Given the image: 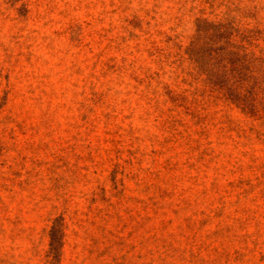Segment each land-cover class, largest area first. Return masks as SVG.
Listing matches in <instances>:
<instances>
[{
	"label": "rangeland",
	"instance_id": "1",
	"mask_svg": "<svg viewBox=\"0 0 264 264\" xmlns=\"http://www.w3.org/2000/svg\"><path fill=\"white\" fill-rule=\"evenodd\" d=\"M0 264H264V0H0Z\"/></svg>",
	"mask_w": 264,
	"mask_h": 264
},
{
	"label": "trees",
	"instance_id": "2",
	"mask_svg": "<svg viewBox=\"0 0 264 264\" xmlns=\"http://www.w3.org/2000/svg\"><path fill=\"white\" fill-rule=\"evenodd\" d=\"M219 27V26H218Z\"/></svg>",
	"mask_w": 264,
	"mask_h": 264
}]
</instances>
